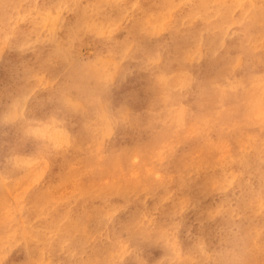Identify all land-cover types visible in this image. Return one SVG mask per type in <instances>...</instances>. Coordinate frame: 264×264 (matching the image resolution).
I'll use <instances>...</instances> for the list:
<instances>
[{
  "label": "rangeland",
  "instance_id": "rangeland-1",
  "mask_svg": "<svg viewBox=\"0 0 264 264\" xmlns=\"http://www.w3.org/2000/svg\"><path fill=\"white\" fill-rule=\"evenodd\" d=\"M158 1L107 0L98 5L93 0H0V264H58L54 261H58L59 246L67 248L69 233L82 224L78 221L94 213L110 221L100 237L105 247L102 254L112 247L109 252L115 254L119 248L122 254L115 263L128 254L143 258L151 250L138 246L139 242L125 240L119 244V237L107 236L118 232L125 215L149 210L159 200L167 202V207L174 200L182 203L178 197L184 195L187 205L193 206L194 197L187 202V196L193 194L188 187L194 190L196 182L208 179L216 188L206 186L200 196L204 195L202 201L212 200L217 205L198 218L192 206L186 210L183 222L173 217L175 228L169 231L175 244L168 249L184 242L201 250L192 237L201 225L219 230L222 213L217 207L225 202L240 204L247 211L259 212L264 207H260L264 204V93L258 95L252 116L242 119L239 104L229 100H214L211 109L209 102L202 105V89L211 97L215 94L210 86L213 77L199 74L201 77H192L186 87L174 82L172 94L183 93V98L164 103V75L176 72L169 64L178 65L169 57L174 32L201 29L204 41L209 26L199 10L191 11L190 6L201 0H174L173 6L165 8ZM253 4L258 6L259 1H244L246 8ZM238 13L236 10L234 16ZM155 14L154 25L150 15ZM234 25L223 32V46L229 47L234 38L244 44L243 25L237 21ZM73 28L80 30L73 33ZM124 42H131L127 51L121 50ZM207 50L201 45L202 61L189 66L192 75V68L204 64ZM242 54L239 60L234 57L238 63L235 72L262 75L252 52ZM189 67L182 64L179 70L187 68L188 72ZM229 81L217 76L219 84ZM132 84L140 92L134 97ZM9 104L18 106L19 117L4 116L5 110H10ZM169 105L173 106V114L181 108L186 114L177 120L176 114L167 110ZM257 113H261L259 119ZM103 116L112 124L107 140L112 146L106 144L97 151L94 148L100 144L90 146L89 140L74 149L66 142L55 145L50 138L26 133L28 127L63 126L66 138L75 142L74 138L92 125L98 129L105 122L108 125ZM239 122L245 124L236 129ZM129 149L133 152L128 153ZM67 154L75 156L64 162ZM178 176L183 178L184 189L166 187V181L170 183ZM236 224L230 222V230L242 234ZM143 227L145 231L138 233L139 238H146L156 225L145 221ZM88 262L97 263L94 256Z\"/></svg>",
  "mask_w": 264,
  "mask_h": 264
},
{
  "label": "bare ground",
  "instance_id": "bare-ground-1",
  "mask_svg": "<svg viewBox=\"0 0 264 264\" xmlns=\"http://www.w3.org/2000/svg\"><path fill=\"white\" fill-rule=\"evenodd\" d=\"M93 1L97 3L98 5L107 2V0H93ZM115 1L116 0H114V2ZM173 1L174 0H159L158 5L159 6L161 5V7L163 8L171 7L173 6ZM244 1L245 0H201L196 5L193 4L190 6L191 11H194V9L199 10L205 16L204 19L206 21V24L209 26V29L208 31L206 30L207 36H205L204 41L202 40L203 34L202 32H200L201 29L198 30V32H196L195 29H184V30H180L181 32L176 30L174 32L175 34L171 38L172 39L171 49H173V52L169 54V57L173 58L178 63V65L174 66V65L169 64L170 69L176 70V72H171L170 74L166 73L164 75L163 79L165 81L162 84V89L163 90L165 89V94H164V97L162 98V101L164 103H166L167 100L169 99L171 101H177L179 100V98L180 99L183 98V93L178 92V93L172 94L170 88L173 86L174 82L179 81V83L181 82L183 87H186L187 83L191 82L192 77L200 78L201 76L209 75L213 77L212 81L210 82V86L214 88L212 92L215 94V97H211L210 92L203 91L204 89H202L200 93V97H202L204 101L202 105L209 102V109H211L212 101L217 100V99H220V100L225 99L233 103L239 104V106L237 105L238 109L243 111V113L240 114L242 116V119H245L243 118V116H252L253 110L255 109L254 108L255 103L258 100V95L264 93V50H263L264 48V0H258L259 5L256 6L253 4L251 5V8H246L244 6ZM136 5H138V3ZM118 7L120 9L119 5ZM136 7L138 8V6ZM236 10H238L239 13L237 16H234V13ZM7 12H5L6 17H7ZM149 14H152V11ZM156 14L150 15V17L152 18L154 17L153 18L154 25L157 21ZM190 16H193V15H190ZM158 20L160 21V19ZM152 21H151V24H152ZM159 21H158V26H159ZM236 21L240 23L241 25H243L244 35H245L244 44H242L243 43L242 41H239L238 39L234 38L231 40V45L229 47L223 46L224 45L223 42L220 41L223 35V32H225L229 28L232 29L235 26L234 22ZM144 27H146V24ZM71 30L73 33H76L77 31H79V30H75L74 28ZM139 31H142V28ZM145 31H149L150 33L152 29L151 30L145 29ZM27 34H30V33H27ZM17 43H21V42H17ZM130 43L131 42H129V44ZM129 44H127V42H124V46L121 48V50L123 49L124 51H127ZM201 45L208 47L209 50H207L206 52V59L204 61V64L203 63H202L203 65L200 64L202 66L198 67V69L197 67H194L191 69V70H194V74L192 75L190 71V67L194 63H199L200 61H202L200 59ZM189 47L191 48L190 49L191 53L187 55V48ZM216 47H217V50H216ZM19 50H21V48ZM249 52H252V57L256 58L257 60L256 68H261L260 72H263L262 75L255 76L254 74L248 73V72H242L241 74L235 72L238 68V63H235L234 57H237L239 60V58L241 57L240 55L241 53H243L242 55H244ZM149 62L151 63V61ZM182 64L183 65L186 64L187 67L190 66L188 68V72H187V68H185V71L182 70L183 72L179 70ZM246 67L250 68V66H246ZM142 69H144V67ZM242 70H246V69H242ZM98 71L102 72L101 70H98ZM184 72H185L184 75L177 76L178 74L184 73ZM92 73L91 75H93ZM199 74H202V75L199 76ZM104 75H105V72H104ZM93 76L94 77L96 76L97 80L101 79L99 78L97 74L96 75L94 74ZM217 76H220L222 78L225 77L226 79H230L231 81L225 84L224 83L219 84L217 82ZM104 79H105V76H104ZM132 86L133 87L130 88L131 89L130 91H133V97L135 96V94L139 95L140 92L138 91V87L133 84ZM72 106H74V104ZM80 106L81 108H84L86 111L87 109L86 106H83L82 104ZM169 106L170 107L169 109L167 108V110H169V113L173 114V111H174V109H172L173 106L172 105H169ZM17 107L15 108L12 104H9L7 108L10 110H5L4 116L7 117L9 115V117L10 116L19 117L18 114H20V112L18 111L19 108L17 109ZM67 107L69 106L67 105ZM71 108L74 109V107H71ZM77 108L78 107H76V109ZM180 108L181 107H179L178 110H180ZM159 109L161 110V108ZM159 111L157 110L156 112H159ZM174 114H176V117L178 120L179 118H182L186 114V111L181 108V110L178 113L175 112ZM260 114L261 113L256 114V117H257L256 119H259L258 117ZM98 115L100 116V115H105V114H98ZM98 115L97 117H99ZM169 115L170 114H168V116ZM227 116L230 117L229 115ZM103 117H104V120L105 121L107 120L108 122V119H105V116ZM13 119L14 118H12V121ZM229 119L230 118H228L227 120ZM10 120L11 119L7 121H10ZM227 120L225 119V121ZM83 123H85V121ZM108 123L107 124L109 126L105 125L106 122L104 125L102 124L103 128L101 129L92 128L93 127L92 125V127L89 130H87L86 133L81 135V132H80L78 136L76 137V139L74 138L75 142H72L71 139L68 140L65 136L64 127L58 126L57 124L56 125L58 126V128L51 127V129H45L44 127H41L40 129L28 127L29 132L27 131L26 133H29V134L34 133V135L39 136V137L42 136V137L50 138L52 139L50 141H52L55 145L66 142L68 143L70 147L74 149L82 146L84 142L89 140V143H91L90 146L92 145L93 147H95L94 144L96 145L97 143L100 144L94 148L96 149L95 151H97V149H101V147L105 146L106 144L108 147L112 146V144L107 143V140L109 139L110 134L112 132V127H111L112 124L110 126V122ZM244 124H245L244 122H239L238 126H234V127H236L237 129V127L240 128ZM48 125L50 124L48 123ZM53 125L54 123L52 124V126ZM96 125H99V124H96ZM89 126H91V124ZM233 129L235 130V128ZM98 134H101V136L98 137ZM117 139H120V138H117ZM101 141L103 142L101 143ZM73 143H77V144L74 145ZM131 152H133V149L128 150V153H131ZM127 154H125L124 157H126ZM70 156L73 157L75 156V154H67L63 158V161L67 162ZM262 162L264 163V161ZM80 167L81 166H79V168ZM197 174H198V171H197ZM164 184L166 185V187H171V188H181V189L185 188V185L183 184V178L181 176L175 177V179L170 183L166 181ZM206 186H209V188L211 187V190L212 189L215 190L216 188L215 183L210 179L202 183L196 182L194 190L192 189L191 186L188 187V190L193 191V194L190 193L187 196V202L188 200H191V198L194 197L193 200L195 201H194L193 206L192 205L191 206L194 209V213L197 218L198 216H201L202 213L208 208L212 207L213 205H217L214 202H212V200L207 201V202L202 201L204 200L202 199L204 195L200 196V194L206 190ZM253 191L255 192L254 194L256 195L255 202H257L258 192L255 191V187ZM206 193H208V191H206ZM178 199L182 203H178L176 200H174V202H171V204L165 207L167 205V202L159 200L155 203L157 204V206L152 207L149 210L143 211L141 209L142 211L141 213L134 212V213L125 215L123 220L120 222L121 225L118 226V232L113 234L112 236L110 235L107 236V238L109 239L119 237L120 238V240L118 241L119 244H121L125 240L130 241L132 243L139 242L140 244L138 246H142V247L147 248L148 250H151V251H148L146 255H143V258H141L142 256L140 257V254L135 255V256L133 254H128L127 257L125 256L122 260H119L118 263H115L116 260L121 258L122 254L118 252L119 248L117 249V252L115 254H113L112 252H109L110 249H112V247H109L107 249L108 251L107 253L102 254V250H104L105 247H104V243L101 242L100 237L102 235V232L105 231L106 228H109L108 223H110V221H107L105 215L100 214V213H94L89 219L84 220L85 223L84 221H78L79 223H82L80 225V228L76 231L69 233L70 236L67 238V242H68L67 248L63 244H61L62 246H59L60 249H58V261H54V262H58V264H65V262L67 264H90L88 261L93 259V256H94V259L97 262L96 264H147L149 262H151L152 264L154 263L155 264H264V207L260 208L264 206V204H262L259 207L261 211L263 212V213H260L261 211L258 212L257 210L247 211V209L242 208L240 204H237L236 206H231L230 203L225 202L217 207V210H220L222 213L221 219L219 222V225H220L219 230H214V229L210 230L206 225H201V228L198 227L196 229L195 235L192 238L195 239L194 243H197L200 245L201 250H199L195 244H194L195 248H193L190 244H186L184 242L181 245H178V248L168 249V247L175 244L174 242H172L173 237H172V234H170L171 231H169L170 227L175 228V225L171 223V220L174 219L173 217L177 216L178 219L181 222H183L185 218L186 210H188L191 207L190 203L187 205L184 195L179 196ZM135 205L139 206L140 204L135 202ZM184 206H185V209H184ZM235 209L238 210V212L232 211ZM8 210H11V209H8ZM237 213H239V216L234 218L233 216H235ZM140 215L142 216V219H139ZM79 217L80 219L83 220V215ZM145 221L154 222V224L156 225V228L150 230L148 235L145 236L146 238L144 237L139 238L137 236L138 233L141 230H143V232L145 231L144 230L145 227H143ZM234 221H236L237 223L236 224L237 229L243 230L242 234L234 233L235 232L234 229L230 230L229 228L230 222H234ZM55 244H57L56 246H58V242H55ZM81 252L85 254L91 253L93 256L89 254H87L86 256L85 254H82ZM171 258L175 260L170 262Z\"/></svg>",
  "mask_w": 264,
  "mask_h": 264
}]
</instances>
